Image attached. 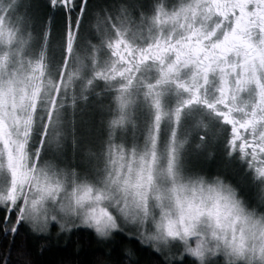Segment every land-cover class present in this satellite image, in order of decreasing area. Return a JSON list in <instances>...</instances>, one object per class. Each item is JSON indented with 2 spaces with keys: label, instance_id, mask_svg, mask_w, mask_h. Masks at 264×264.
<instances>
[{
  "label": "clouds",
  "instance_id": "clouds-1",
  "mask_svg": "<svg viewBox=\"0 0 264 264\" xmlns=\"http://www.w3.org/2000/svg\"><path fill=\"white\" fill-rule=\"evenodd\" d=\"M64 119L67 135L74 137L71 106ZM37 131L44 136L42 128ZM160 131L161 122H154L143 150L126 162L121 154L99 166L70 154L69 140L50 144L46 135L41 146L33 136L29 177L15 185L0 146V194L13 187L18 194L15 205L4 201L0 207H15L18 214L23 208V224L35 235L47 236L55 225L57 237L84 229L109 244L122 236L160 255L162 264H184L186 258L191 264H264V174L231 154L254 186L246 196L221 172L188 165L187 141L175 121L162 139ZM213 158L214 153L205 154L208 162ZM123 252L127 264H134L135 250Z\"/></svg>",
  "mask_w": 264,
  "mask_h": 264
},
{
  "label": "snow or ice",
  "instance_id": "snow-or-ice-1",
  "mask_svg": "<svg viewBox=\"0 0 264 264\" xmlns=\"http://www.w3.org/2000/svg\"><path fill=\"white\" fill-rule=\"evenodd\" d=\"M87 5L88 0H80L79 3L77 0H47L48 12L43 19L41 31L44 45L52 43L55 35L61 53L70 52L75 43L73 27L75 26L76 36L79 37ZM58 8L59 18L56 15ZM73 11L77 13L76 17H73ZM159 13L166 15L163 8L159 9ZM156 22H159L158 17ZM89 27H92L91 21H89ZM238 28L241 29L240 33L236 31L232 34L225 33L222 39L217 37L210 40L208 44L202 43L199 38L204 34L196 32L194 35L198 38L194 45L191 38H188V43L178 41L179 47L171 46L176 56L175 60L170 62L164 59V53L168 49L161 44L160 40H156L155 44L145 42L147 47H139V56L136 60L126 59L129 53L136 56V50L132 46L136 36L133 34V37L129 38L130 29L124 20H121V25L115 28L114 36L98 35L97 40L91 43L92 48L97 51L102 47L111 49L112 55L119 57L121 64L124 65L122 70H117L116 61H113L114 76H119L124 81L116 96L121 110L120 120L124 119L125 109L133 102L131 90L137 86L132 71L134 69L139 71L141 65L147 66L146 62L151 59L152 67L156 72L155 80L154 82L141 81V84L144 88L145 102L153 111L154 122L159 124L164 118L171 117L173 121L179 123L186 111L194 115L199 109H206L208 115L219 121L227 130L226 143L231 154L241 157L250 165H255L256 171L264 174V80L257 75L260 70H264V35L259 43H253L244 38L242 33L245 27L239 22ZM261 31L264 33V27ZM207 36L210 37L211 33ZM229 56L236 57V60L229 62ZM41 59H43V53ZM66 63L65 58V65ZM189 65H191L190 76L182 80L180 78L181 68H187ZM33 68L41 75L44 74L45 65L41 61L36 62ZM216 73H218L219 81L216 87L218 95L209 98L207 91L209 75ZM77 75L79 72L70 73L69 82L73 76ZM96 75L101 76L102 72L98 71ZM105 79L109 77L106 76ZM253 81L256 86L254 98L241 101L239 93ZM88 83L91 84V81L89 80ZM27 87L28 85L24 84L19 89L21 95L18 101L13 96V109L19 108V113L16 111L9 113L6 110L8 97L15 91L12 82H9L7 89L0 87V146L3 149L4 164L13 177V185L23 184L29 177L28 138L34 123L33 112L37 93L41 91V88L33 87L32 94L29 96L26 92ZM47 89H55L57 94L59 91L52 78L47 81ZM47 89L44 90L46 95L49 94ZM170 89H174L172 94L175 99L171 107L166 108L165 98ZM30 102L32 111L28 112ZM51 103L55 111V98H51ZM203 114L201 111L200 116ZM49 119H51V113H49ZM9 120L18 129L23 128L22 137L19 132L16 138L9 134L7 130ZM118 122L120 121H113V123ZM197 124L203 129L207 127L203 119H198ZM46 135L45 131L44 136ZM44 136L40 139L41 146L44 144ZM202 139H204L203 136ZM35 156L39 159V148L36 149ZM40 190L44 192L47 189L41 185ZM17 195L13 187L9 189L7 195L0 194V202L10 201L15 205ZM36 203V201L32 202L33 210H35ZM23 212L24 209L19 208L20 214H18L15 207H9L7 204L0 207V214H2L0 225L3 226L5 234L11 233L15 236L20 226L23 225L21 218Z\"/></svg>",
  "mask_w": 264,
  "mask_h": 264
},
{
  "label": "rangeland",
  "instance_id": "rangeland-1",
  "mask_svg": "<svg viewBox=\"0 0 264 264\" xmlns=\"http://www.w3.org/2000/svg\"><path fill=\"white\" fill-rule=\"evenodd\" d=\"M117 1L120 2L121 0H111L109 4L110 7L102 13L108 23L110 21L106 15L108 12L114 11ZM122 1L140 3L139 5H143L144 8L145 6L152 8V6L156 7V5L178 7L170 11L163 10L166 15H160L157 9L155 13L157 15L154 16V21L156 23L154 27L156 29L150 25L151 19L144 21L143 19L139 20V18H135L131 20V22H127V26L130 29L129 38L131 39L133 34H135V40L142 41L140 43L134 42L132 45L133 49L136 50V56L129 53L126 55V59L136 60L139 56V47H147V43L155 44L156 40H160L165 48L171 50V46L179 47L178 41L188 43V38H191V42L194 45L198 38L197 35H194L196 32L203 33L204 35L199 38L202 43L208 44L210 40H214L217 37L222 39L225 33L232 34L234 31L240 33L241 29L238 28V22L245 27V31L242 33L244 38L249 39L251 42L259 43L262 35H264L261 31L262 27H264V0ZM213 3H217L218 7L220 5L221 8L218 9L217 6L214 7ZM237 10H240V12H236ZM230 12H235L236 14H234L233 17H229L226 23L224 18L227 17ZM38 14L39 10L36 5V0H0V87L7 89L9 87V82H12V87L15 90L13 95L8 97L6 110L9 113L13 111L19 113V108L13 109L12 100L13 96L17 101L19 100V96L21 95L19 89L23 87L24 84L28 85L26 92L29 96L32 94L33 87L41 88V91L37 93L35 106H37L41 93L45 89L42 84V79L47 77L46 69L44 70V74L41 75L39 71L33 68V65L41 60L38 58V60L28 61L25 58L27 55L31 56L36 50L34 48L30 49L28 46L31 44L29 43L30 35L34 34L41 25V19H39ZM157 17L159 18V22H156ZM147 25L151 26L149 28L150 30ZM86 28L84 29L86 34L85 38H88L89 29ZM155 31L156 33L153 34ZM208 33H211L210 37L207 36ZM105 34L109 36L115 35H113V32L110 31V27L108 26L106 28L103 26L101 31L98 28L96 33L97 36H104ZM149 36H151V38L144 41ZM10 44L12 45L11 48L9 47ZM34 44L36 45L35 42ZM1 45H4V49L1 48ZM88 46L90 45L88 39H86L85 49H87ZM45 47L49 52L52 49L53 52H55V39ZM86 51L87 50H85V52ZM12 57L18 58L19 64L16 69H12L8 62ZM91 58L95 60L102 59L98 51L93 53V55L91 54ZM166 59V62L173 61L169 58ZM114 60L116 61L115 68L117 70H122L124 65L121 64L119 57L114 56ZM228 60L229 62H233L236 60V57L230 56ZM77 62L78 71H81L82 75H85L86 72L88 73L92 66H95V64H83L81 60ZM152 63V60L149 59L146 62L147 66L141 65L139 71L135 69L132 71V76L135 77L137 86L133 87L131 90L133 102L125 109L124 119L122 121L120 120L121 110L116 96L124 81L121 77L114 76L112 71L113 65L110 66L111 68L105 74L119 81L118 89L110 96L109 103L112 105L111 109H114V114H112L111 119L112 122H120L114 123L111 129L106 130L102 134H91L81 126L79 131H77L78 133H74L75 136L72 141L74 140L75 142H73V144L71 143V146L68 145V147L84 153L86 149L100 150V165L105 164L109 158L115 161L121 154L123 155V160L126 162L130 155L138 154L143 150L145 147V137L150 133L154 124V117L152 109L145 102L143 96L144 88L141 81L154 82L156 72L155 70H149V68H147L148 65ZM129 67L131 66L129 65ZM190 69L191 65L187 68H183V71L187 72H183V74H186L180 77L182 80L190 76ZM257 75L260 79L264 80V70H260ZM218 82V73L209 75V83L207 85L209 98L218 95L216 91ZM173 91L174 89H170L169 94L165 98L166 108H170L175 99L172 94ZM255 92L256 86L255 81H253L245 90L239 93L240 100L245 101L253 99ZM105 99L107 101V97H102V102H105ZM197 107L199 109V106ZM31 111L32 106L30 102L28 112ZM201 111L204 113L202 116H200ZM198 119H203L207 127L203 129L198 126ZM57 121L58 122L53 123L49 133L48 142L50 144H57L72 137L67 135L65 128H63L64 123L61 122L62 120ZM172 121L171 117L164 118L161 121V139L167 134V128ZM115 124H117V129L115 128ZM177 126L180 129L181 138L187 141L185 158L191 168L206 170L209 174L214 171H219L228 179L232 180V182L241 189L242 194L246 196H251L253 194L254 186L250 183L248 175L244 173L243 167L236 162L235 157L231 156V150L226 143L224 127H222L219 121L208 115L206 109H199L194 115L186 111L180 122L177 123ZM7 130L13 138H16L18 132L22 137L23 128L21 127L18 129L11 120L8 121ZM110 132L111 136L109 135ZM241 134L243 135V132ZM202 136L204 139H202ZM249 139H251V137H249ZM208 152L214 153V158L210 162L205 159V154Z\"/></svg>",
  "mask_w": 264,
  "mask_h": 264
},
{
  "label": "trees",
  "instance_id": "trees-1",
  "mask_svg": "<svg viewBox=\"0 0 264 264\" xmlns=\"http://www.w3.org/2000/svg\"><path fill=\"white\" fill-rule=\"evenodd\" d=\"M79 2L80 0H77V3ZM110 2L111 0H88L80 36H76L74 26L72 30L75 39L74 46L70 52L61 53L60 46L56 40L55 52H53V49L50 52L45 49L46 47L41 39V31L43 19L48 12L47 0H36L41 25L29 37V43L31 44H29L28 48L36 50L31 56L27 55L25 58L28 61L38 60L39 58L46 69L47 77L42 79L45 89H47V81L49 78H52L59 91L57 94L55 89H47L48 95L44 94L45 91L41 93L40 100L33 112L34 123L30 129L28 147L32 144L33 136H39L40 139L43 137L37 131L38 129L42 128L43 132L46 131L47 138L49 139L52 125L58 122L57 120H62L61 122L64 123L63 128L68 133L69 125L65 121L64 115L69 111L70 106L71 110L75 113L74 133H78L77 131H79L81 126L91 134H102L106 130L111 129L112 124L108 122L112 121L114 109H111L112 105L109 102L112 93L118 89L119 81L111 77L105 79L107 76L105 73L109 71L114 61V56L110 49L102 47L98 51L99 56L102 58L100 60L91 58V54L93 55V53L97 52L91 46V43L97 40L96 33L98 30L96 29L99 28L101 31L103 26L105 28L108 26L114 35L115 28L121 25V20L131 22L135 18H139V20L143 19L144 21L151 19L150 25L155 28L154 16L157 15L155 14L157 9L163 8V10L170 11L178 8L177 6L170 7L164 5H156V7L152 6V8L145 6L144 8L143 5H139L140 3L123 2L121 0L120 2L117 1L114 11L108 12L106 15L110 21L108 23L102 13L110 7ZM56 15L59 18V8ZM72 15L76 17L77 13L73 11ZM89 21L92 23L91 28L89 27ZM151 26H148V29ZM85 28L89 29L88 38H85ZM86 39H88L90 45L87 49H85ZM148 39L146 38L144 41ZM141 41L135 40L136 43H140ZM9 47L11 48L12 45L10 44ZM1 48L4 49V45H1ZM85 50L87 51L85 52ZM42 53L43 59H41ZM65 58L67 59L66 65ZM79 60L83 64H95V66H92L93 69L91 68L88 73L86 72L85 75H82V72L78 71L77 67V61ZM8 62L12 69L18 67V58L12 57ZM98 71L102 72L101 76L96 75ZM73 72H79V75L73 76L69 82V74ZM89 80L91 84L88 83ZM102 97H107V101L105 99V102H102ZM51 98H55V111L52 108ZM49 113H51V119H49ZM116 125L115 128L117 129ZM227 136L225 132V137L227 138ZM73 138V136L68 138L71 141L69 146L75 142L74 140L72 141ZM68 148L69 153L74 152L78 160L83 156L84 159L93 165L99 166L101 164L100 150H87L86 156L84 152ZM55 232L56 228L53 225L49 235L38 236L30 232L23 224L15 236H13L11 233L5 234L3 226L0 225V264H5V262L6 264H127V259L123 252L124 247H132L135 250L136 257L134 258V264H162V257L160 255L149 249L140 248L135 244V241L131 243L123 241L124 237L122 236L119 237L117 242L102 244L93 238L91 232L84 229L74 230L71 236L61 235L57 237ZM184 264H191V261L186 258Z\"/></svg>",
  "mask_w": 264,
  "mask_h": 264
},
{
  "label": "flooded vegetation",
  "instance_id": "flooded-vegetation-1",
  "mask_svg": "<svg viewBox=\"0 0 264 264\" xmlns=\"http://www.w3.org/2000/svg\"><path fill=\"white\" fill-rule=\"evenodd\" d=\"M213 6L215 7V6H217L218 7V4L217 3H213ZM219 8H221V6L219 5V7H218V9ZM236 12H240V10H237ZM217 14V13H216ZM229 14V13H228ZM234 14H236L235 12H230V14L227 16V17H225L224 19L226 20L225 22L227 23L228 21H227V19L229 18V17H233L234 16ZM229 20V19H228ZM152 36V35H151ZM151 36H149L148 38H151ZM168 49V51L166 52V53H164V59H166V58H169L170 60H175V56H176V53L173 51V50H171V49H169V48H167ZM228 58H230V56L228 57ZM167 60V59H166ZM147 68H149V70L151 69V70H155L153 67H152V64L151 65H148V67ZM181 71H182V73H181V76L180 77H183V76H185V74H183V72H187V71H183V67L181 68ZM221 124V123H220ZM222 125V124H221ZM222 127H224L223 125H222ZM224 129H225V127H224ZM225 132H226V134L228 135V132H227V130L225 129Z\"/></svg>",
  "mask_w": 264,
  "mask_h": 264
}]
</instances>
